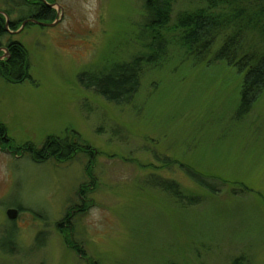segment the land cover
<instances>
[{
	"label": "rangeland",
	"instance_id": "obj_1",
	"mask_svg": "<svg viewBox=\"0 0 264 264\" xmlns=\"http://www.w3.org/2000/svg\"><path fill=\"white\" fill-rule=\"evenodd\" d=\"M54 2V27L6 37L25 48L30 79L0 75V264H264V94L240 120L235 70L175 45L176 15L195 6L174 5L166 58L143 64L133 103L118 106L80 77L151 55L146 0ZM17 11L7 18L31 14ZM75 135L83 151L33 161L31 149Z\"/></svg>",
	"mask_w": 264,
	"mask_h": 264
},
{
	"label": "trees",
	"instance_id": "obj_2",
	"mask_svg": "<svg viewBox=\"0 0 264 264\" xmlns=\"http://www.w3.org/2000/svg\"><path fill=\"white\" fill-rule=\"evenodd\" d=\"M9 1L3 0L4 9L9 5L8 10H4L8 16L22 0ZM178 3H189L195 9L176 15L171 28L175 33L173 42L185 51L193 63H223L235 70L240 77L237 115L240 120L247 117L264 94V0H146L144 27L149 36L146 48L151 55L119 63L108 72H101L100 77H94L90 83H85L83 75L80 77L81 84L108 103L118 106L133 103L140 89L143 64H156L166 58L169 41L162 32L170 29L173 7ZM53 18L48 20L52 21ZM4 24L5 19L0 15V42L5 34ZM7 53V61L0 63L1 77L9 84L29 80L30 65L25 48L13 42L7 48ZM4 138L5 130L0 127V140L4 142ZM80 143L77 135L68 141L50 138L40 151L29 150L35 162L56 158L62 161L86 149ZM196 182L209 193L216 192L213 183H200L203 180ZM155 186L183 205L198 203L196 198L184 196L176 185L166 180L156 181Z\"/></svg>",
	"mask_w": 264,
	"mask_h": 264
},
{
	"label": "flooded vegetation",
	"instance_id": "obj_3",
	"mask_svg": "<svg viewBox=\"0 0 264 264\" xmlns=\"http://www.w3.org/2000/svg\"><path fill=\"white\" fill-rule=\"evenodd\" d=\"M54 6H56V3L54 2V0H22V2L19 3L16 7H14V8L12 7L14 9L13 10L14 13L19 12V11H17V9H20L21 7H26L28 9H30L31 14H30V16H28V18H24L22 20H19L20 21V28H16V24L19 21L14 22L12 20H9L7 18L8 15H6L3 11H0V15H2L4 17L6 16L5 17V24H4L5 34L2 37L1 42H0V63L7 61V59L9 58V54L7 53V48L9 47V45L11 43L16 42V41H12V40L9 41V39H6V37L11 36V35L16 36V35L20 34L26 26L35 25L34 23L29 22V21H38V22L44 23L46 25L53 24V23H46V21H48V19L54 17V15H53ZM11 16L12 15H10L9 17H11ZM7 19L9 21V23H8V26L6 27ZM24 22H27L25 24L24 28L19 33H16L18 30L21 29V26ZM55 24H56V22H55ZM46 28H51V27H46ZM4 52H6V53L4 54Z\"/></svg>",
	"mask_w": 264,
	"mask_h": 264
},
{
	"label": "water",
	"instance_id": "obj_4",
	"mask_svg": "<svg viewBox=\"0 0 264 264\" xmlns=\"http://www.w3.org/2000/svg\"><path fill=\"white\" fill-rule=\"evenodd\" d=\"M29 22H32V23H34L35 25H38V26H40V27H53V26L55 25V23H53V24H51V25H46V24H44V23H40V22H38V21H29ZM8 23H9V21H8V19H7V21H6V27L8 26ZM26 23H27V22H24V23L22 24V26H21V29L18 30L16 33H19V32L24 28V26H25ZM6 216H7V218H8L10 221H13V220H15L16 217H17V211H16V210H12V209H10V210H8V211L6 212Z\"/></svg>",
	"mask_w": 264,
	"mask_h": 264
}]
</instances>
